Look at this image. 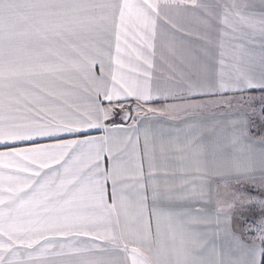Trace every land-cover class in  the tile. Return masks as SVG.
Instances as JSON below:
<instances>
[{
  "label": "snow or ice",
  "instance_id": "snow-or-ice-1",
  "mask_svg": "<svg viewBox=\"0 0 264 264\" xmlns=\"http://www.w3.org/2000/svg\"><path fill=\"white\" fill-rule=\"evenodd\" d=\"M0 264H264V0H0Z\"/></svg>",
  "mask_w": 264,
  "mask_h": 264
},
{
  "label": "rangeland",
  "instance_id": "rangeland-1",
  "mask_svg": "<svg viewBox=\"0 0 264 264\" xmlns=\"http://www.w3.org/2000/svg\"><path fill=\"white\" fill-rule=\"evenodd\" d=\"M258 95V93H256Z\"/></svg>",
  "mask_w": 264,
  "mask_h": 264
}]
</instances>
